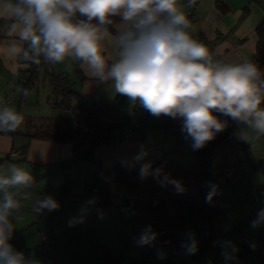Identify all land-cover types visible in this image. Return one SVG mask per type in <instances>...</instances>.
Segmentation results:
<instances>
[{
	"label": "clouds",
	"instance_id": "9594fccd",
	"mask_svg": "<svg viewBox=\"0 0 264 264\" xmlns=\"http://www.w3.org/2000/svg\"><path fill=\"white\" fill-rule=\"evenodd\" d=\"M0 20L6 38L0 52L8 59L23 67L78 63L89 78L111 82L115 94L151 115L182 119L194 150L227 127L214 112L245 126L241 140L264 137V72L251 61L217 59L191 34L179 0H0ZM23 122V113L0 105V132H14ZM150 167L142 166V177ZM34 185L33 175L15 164L0 175V264H33L9 240ZM31 206L36 213L59 208L52 196ZM260 223L264 208L252 226ZM156 235L148 226L136 242L151 244ZM196 244L190 237L187 250L194 253Z\"/></svg>",
	"mask_w": 264,
	"mask_h": 264
},
{
	"label": "trees",
	"instance_id": "16d2710c",
	"mask_svg": "<svg viewBox=\"0 0 264 264\" xmlns=\"http://www.w3.org/2000/svg\"><path fill=\"white\" fill-rule=\"evenodd\" d=\"M255 31L258 40L251 62L261 70L264 69V16ZM39 76L30 74L26 81L21 80L23 87L20 102L25 101ZM42 77L50 87L48 102L51 108L65 110L67 115L26 117L23 135L27 142L20 147L21 154H25L29 140L33 138L70 143L72 157L63 163L86 161L87 171L79 187L85 181L89 184L99 183L98 192L89 193L88 190L81 189L82 192L77 193L72 181L63 180L58 185L55 200L58 202L74 195L93 200L98 206L108 204L109 182L105 181L104 170L94 159L93 150L110 142L114 131L125 129L134 119H138V127L129 133L141 131L140 121L150 113L137 103L135 115H129L123 112L115 101H100L93 96H82L72 90L70 85L63 84L62 76L50 70ZM115 100L118 102V97ZM144 111L146 112L143 113ZM213 114L222 121H227V127L203 148H192L196 157L194 162L181 164L175 159L161 155L145 163L151 165L145 177L141 176V168L145 164L138 163L134 157L120 160L113 165L115 179L125 184L122 202L131 210L129 223L133 234L140 237L141 233L151 226V230L157 234L151 244H161L173 250L179 245L192 219H197L199 226L201 223L209 226L214 215L222 214L216 192L210 200L206 199L212 191L210 152L225 139H230L237 145L234 132L241 124L220 113ZM189 141L191 142L190 139ZM8 158L9 154L6 156V159ZM157 169L161 171L157 173ZM172 181L179 182L180 187L177 188ZM93 252L103 253L107 257H112L114 253L111 248L96 243L93 244ZM231 260L236 264H264V235L259 236L258 244L254 248L250 249L249 244L242 243L241 248L232 253Z\"/></svg>",
	"mask_w": 264,
	"mask_h": 264
},
{
	"label": "crops",
	"instance_id": "0c3cea01",
	"mask_svg": "<svg viewBox=\"0 0 264 264\" xmlns=\"http://www.w3.org/2000/svg\"><path fill=\"white\" fill-rule=\"evenodd\" d=\"M185 1L179 0L182 10L185 9ZM199 2L196 18L191 21L193 37L202 41L217 59L226 62L251 61L258 40L255 30L264 16V0H199ZM3 25L4 21L0 20V46H3L6 39L3 35ZM22 64L23 61L8 59L3 52H0V104H7L24 115V122L16 131L0 132V175L7 174L8 167L15 164L28 170L36 182H40L42 176L50 175L57 191L58 185L63 180H70L74 185L79 186L86 174L87 162L77 160L64 164L72 157L70 143L33 138L29 140L24 155L20 152L6 159L10 150H18L27 142L23 135L26 117L50 116L34 110H26L29 106L28 97L24 102H20L22 88L18 87V83L26 74ZM50 71L62 76L64 78L63 84L70 85L72 90L82 96H94L100 101H115L118 107L127 99V97L113 92L111 82L100 83L89 78L78 63L52 65ZM116 97H118V102L115 100ZM36 104L39 102L37 101ZM152 117L154 116L152 115ZM160 118L161 125L157 126L154 122L145 125L147 119L144 117L140 121L141 131L129 133L124 140L118 141L112 147L102 144L93 150L94 159L104 170L105 181L109 182L108 197L110 202L108 204H112L114 207L123 205L125 184L115 179L113 171V165L118 161L134 157L138 163L145 164L154 158L165 155L180 163V155L186 150L190 152V157L187 158L186 163L181 164L192 163L196 160L191 142L187 145V141L181 133L182 119H174V125L179 126L175 128L174 132H168L164 128L168 127L167 120L170 117L161 115ZM174 133H177L180 138L176 139L175 137L176 140H174ZM177 134L175 135L177 136ZM142 153V158L138 159L137 157H140ZM240 154L238 145H234L230 139H225L211 150L209 163L213 172L212 188L215 187L218 196L225 185H232L230 184L232 181L243 179L239 178V176H244L239 169L240 163L245 159ZM63 167L65 168L63 169ZM247 171L249 169L245 168V172ZM78 177L82 178L78 183H75L74 181ZM30 191L31 200L22 201L20 219L14 234H24L34 223V226H38L44 215L50 214L47 209L40 213L32 210L31 201L44 198V194L42 191L40 194ZM66 198L72 200L71 204H76L74 208L76 210L83 201L90 200L76 198L74 195L64 199L67 200ZM220 207L222 208L221 205ZM53 214L55 218L57 213Z\"/></svg>",
	"mask_w": 264,
	"mask_h": 264
},
{
	"label": "rangeland",
	"instance_id": "374dc122",
	"mask_svg": "<svg viewBox=\"0 0 264 264\" xmlns=\"http://www.w3.org/2000/svg\"><path fill=\"white\" fill-rule=\"evenodd\" d=\"M18 87H23L22 82L18 83ZM49 89L47 80L39 76L31 94L27 96L29 106L26 110H34L43 115L66 116L65 110L51 108L47 101ZM37 101L39 104H36ZM119 108L126 114L135 115V104H131L128 98ZM144 117L147 119L145 125L153 122L157 126L161 125L160 116L147 114ZM167 123L168 127L164 129L168 132H174L179 126L174 125L175 121L171 117ZM244 127L240 125L234 132L240 155L245 159L239 169L244 179L232 181V185H225L220 191L218 201L224 212L212 217L208 233L203 234L198 220L194 218L188 224L179 245L173 250L161 244L139 245L136 242L139 236L130 229V208L125 205L114 207L112 204L98 206L95 201L88 200L83 201L76 210V204H71L72 200L63 198L58 201L59 208L44 215L38 226H34V223L24 234H13L9 243L16 251L24 253L25 258L33 264H236L227 259L241 247L242 242L248 240L251 249L257 246L259 236L264 235V223L252 226L258 211L264 208V137L242 142L239 136ZM181 133L188 145L189 138L186 133ZM175 134L174 140L180 138ZM180 157V163H186L190 152L186 150ZM245 168L249 171L245 172ZM81 178H76L74 182L78 183ZM35 184L31 189L34 193L40 194L42 191L44 197H57L58 191L50 175L42 176L41 181H35ZM75 186L77 193L82 192L77 184ZM249 194H257L258 200L248 199ZM53 213H57L55 218ZM47 226L53 230L58 245L53 251L46 250L44 241L38 236V232L47 229ZM192 236L197 242V250L189 252L190 256L186 257L182 251H188L186 245ZM94 243L111 248L114 251L112 257L93 252ZM149 255H152L151 260L147 259Z\"/></svg>",
	"mask_w": 264,
	"mask_h": 264
},
{
	"label": "built area",
	"instance_id": "2783aa9c",
	"mask_svg": "<svg viewBox=\"0 0 264 264\" xmlns=\"http://www.w3.org/2000/svg\"><path fill=\"white\" fill-rule=\"evenodd\" d=\"M199 0H195V3L192 4L189 2V0H186L184 2V7L185 9L183 10L185 12V14L187 15L188 19L190 21H192L193 19L196 18V11L197 8L199 6ZM24 63V62H23ZM52 65H48V64H44L41 63L39 66L37 65H30L28 67H25V71L26 74L23 75V77L21 78L22 81H26L29 77L30 74H36V75H44L46 74L50 69H51ZM262 72H264V69H261ZM94 97V96H93ZM95 99H97L96 97H94ZM1 105V104H0ZM146 111H144L143 113H145ZM138 127V119H134L132 124L129 125L128 127H126L123 130H116L113 132V138L111 139L110 142H108L107 144H105L107 147H112L115 143H117L118 141L122 140V138L129 133L130 131L134 130L135 128ZM21 152L20 149L18 150H10L9 155L13 156L16 154H19ZM92 171H90L91 173ZM239 178H244V176H239ZM98 185L97 184H89V182L85 181L84 183H82L80 185V188L83 190H88L89 193H97L98 192ZM248 199L252 200V201H257L258 200V195L257 194H249L247 196ZM200 228L201 231L203 232V234L208 233V225L206 223H201L200 224ZM38 236L44 241L43 245L44 248L48 251H53L56 250L58 248V245L54 239V233L52 229H45V230H41L38 232ZM244 245L249 244V241H243L242 242ZM241 248V247H240ZM182 255L189 257L190 253L189 251H182ZM148 260L152 259V255H149L147 257ZM228 261H231V257H229L227 259Z\"/></svg>",
	"mask_w": 264,
	"mask_h": 264
}]
</instances>
